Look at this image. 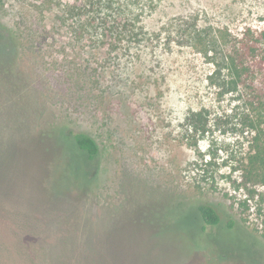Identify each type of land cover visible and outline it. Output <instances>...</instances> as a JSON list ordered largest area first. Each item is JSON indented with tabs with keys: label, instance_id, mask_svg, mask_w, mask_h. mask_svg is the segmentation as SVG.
Segmentation results:
<instances>
[{
	"label": "rangeland",
	"instance_id": "1",
	"mask_svg": "<svg viewBox=\"0 0 264 264\" xmlns=\"http://www.w3.org/2000/svg\"><path fill=\"white\" fill-rule=\"evenodd\" d=\"M152 2L150 40L105 56L69 41L58 0H0V264H264V185L240 177L264 81L253 62L233 86L224 62L264 30V0ZM74 67L96 82L65 86Z\"/></svg>",
	"mask_w": 264,
	"mask_h": 264
},
{
	"label": "trees",
	"instance_id": "2",
	"mask_svg": "<svg viewBox=\"0 0 264 264\" xmlns=\"http://www.w3.org/2000/svg\"><path fill=\"white\" fill-rule=\"evenodd\" d=\"M33 4L51 7L54 0H31ZM153 0H58V21L66 28V35L79 51H97L108 56L112 51L119 49L128 53L133 45H140L150 40L148 31L141 25L144 10L153 9L154 6L148 5ZM181 32L182 37L188 39L200 38L196 25L185 28ZM238 46H233L231 53L224 58L228 73L230 75L229 84L237 86L244 81L256 79L253 62L258 65L259 73L264 81V50H260L259 43L264 41V30L259 35L251 39L242 38ZM147 45V44H146ZM146 45L143 48H146ZM118 47V48H113ZM139 47V46H138ZM140 48V47H139ZM141 49V48H140ZM138 54V53H137ZM259 55L258 59L256 56ZM249 57L251 62H246ZM251 67V68H250ZM67 71V69L65 70ZM248 73V74H247ZM257 73V72H256ZM84 67H74L68 72L65 79V86H92V81L88 77ZM254 74V75H253ZM244 76H251L247 80ZM99 83V81L97 82ZM253 84L255 82L253 81ZM263 84V83H262ZM4 86L8 93L12 86H17L15 82H10ZM256 92L264 91V86H255ZM256 102L259 104L257 109H264V95L258 94ZM261 116V114H260ZM262 117V116H261ZM191 125L197 130L198 127L205 125L202 120L201 112H194L189 117ZM53 129V128H52ZM50 129V134H52ZM255 135L253 136V153L247 157L248 162L242 165L241 180L243 184L254 182L264 185V129L253 126ZM204 131V128H201ZM73 142L79 150L85 153L88 159L93 160L99 154L97 142L88 134L78 131L71 134ZM57 142V141H56ZM55 141H52L56 145ZM85 189H81L85 193ZM197 219H201L205 225H216L220 221L217 211L208 204H199L196 209ZM232 222L228 223V227Z\"/></svg>",
	"mask_w": 264,
	"mask_h": 264
}]
</instances>
